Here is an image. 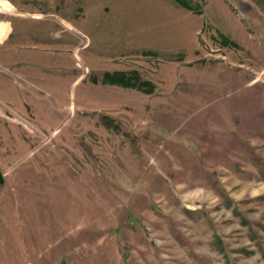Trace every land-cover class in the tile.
Here are the masks:
<instances>
[{
	"label": "rangeland",
	"instance_id": "1",
	"mask_svg": "<svg viewBox=\"0 0 264 264\" xmlns=\"http://www.w3.org/2000/svg\"><path fill=\"white\" fill-rule=\"evenodd\" d=\"M13 2L11 38L45 50L0 81L15 264H264V127H218L224 100L264 103V59L247 89L227 63L264 0Z\"/></svg>",
	"mask_w": 264,
	"mask_h": 264
},
{
	"label": "crops",
	"instance_id": "2",
	"mask_svg": "<svg viewBox=\"0 0 264 264\" xmlns=\"http://www.w3.org/2000/svg\"><path fill=\"white\" fill-rule=\"evenodd\" d=\"M8 1L14 5V8L20 11H26L19 9L13 0ZM247 4H249V6L245 8L246 10L250 8V5L257 4V2H255V0H247ZM262 14L264 15V10ZM246 19L248 20L247 22L249 27L245 24L243 25L240 18L237 19L238 23L244 27V33L238 44L241 48H238L237 51H232L233 57L230 61L227 60V63L238 66V68H233L236 69L237 76L243 78L244 85L247 89V87H254L253 83L255 82V78L250 79L253 73H250V71L244 68L247 66L245 65V62H256L255 59H264V51L259 49L261 47L257 46L255 40L256 36H264V18L248 15ZM2 23L8 24L9 29L3 38L0 39V81H10L12 90H15V85L20 83L17 81L19 79L17 77H23L21 76L22 74H34L37 76L43 74L40 72L38 62H28L25 57L28 54H34L36 57H40V55L44 54L45 50H39L35 45L27 46L24 44L23 40L25 38V34L22 33L23 31L18 32L11 38L13 31L11 21L0 19V25ZM239 53L241 55H239ZM221 61L224 63L226 60L221 59ZM257 88L264 91V84L260 83L257 87H254L251 90H255ZM30 90L31 89L28 88V93ZM0 91L3 92V96H8L7 94L10 93L9 91H5L1 88ZM232 94L236 93L234 92ZM10 95H13V93H10ZM37 97L39 96L32 95L33 99ZM40 97L43 99H51L49 96ZM0 99H2V97H0ZM228 103H226V100L223 101V105L226 107L225 110H223L221 121L219 120L221 123L218 127L223 133L228 134V136L237 134L241 135L249 131H254L257 129L256 127H264V103L259 99L250 97V100H242L240 102L233 99L232 103L234 104V107L228 106ZM52 110L56 109L51 108V111ZM260 112L263 116L260 115ZM6 173L5 163H3L0 156V264H15L16 259L14 247L16 244V228L23 227V225L20 226L21 223L17 221V217H21L25 224L28 221H26L23 217L24 211L20 209L22 205L16 204L17 195L12 192L14 191L16 193V190L7 187ZM23 243L25 244V240ZM25 248H27L26 245Z\"/></svg>",
	"mask_w": 264,
	"mask_h": 264
}]
</instances>
